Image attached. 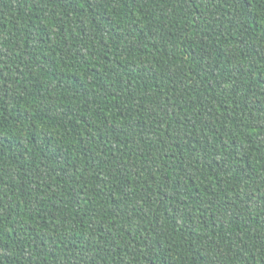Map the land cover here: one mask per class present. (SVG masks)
I'll use <instances>...</instances> for the list:
<instances>
[{"label":"trees","instance_id":"1","mask_svg":"<svg viewBox=\"0 0 264 264\" xmlns=\"http://www.w3.org/2000/svg\"><path fill=\"white\" fill-rule=\"evenodd\" d=\"M0 264H264V0H0Z\"/></svg>","mask_w":264,"mask_h":264}]
</instances>
